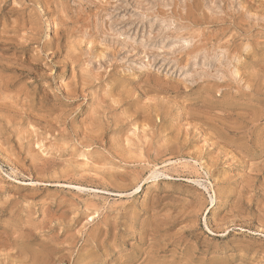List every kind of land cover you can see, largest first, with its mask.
<instances>
[{
	"label": "rangeland",
	"instance_id": "374dc122",
	"mask_svg": "<svg viewBox=\"0 0 264 264\" xmlns=\"http://www.w3.org/2000/svg\"><path fill=\"white\" fill-rule=\"evenodd\" d=\"M0 264H264V0H0Z\"/></svg>",
	"mask_w": 264,
	"mask_h": 264
}]
</instances>
